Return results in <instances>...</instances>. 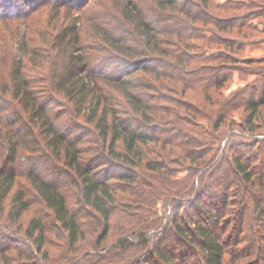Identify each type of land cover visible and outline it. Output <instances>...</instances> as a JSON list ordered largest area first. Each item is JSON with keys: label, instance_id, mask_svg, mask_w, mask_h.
<instances>
[{"label": "trees", "instance_id": "16d2710c", "mask_svg": "<svg viewBox=\"0 0 264 264\" xmlns=\"http://www.w3.org/2000/svg\"><path fill=\"white\" fill-rule=\"evenodd\" d=\"M14 1L18 2V9H13L15 5H4V10L0 11V230H3L0 264H57V261L149 264L155 257L157 264H191L188 258H195L197 264H228V257L234 263L246 259L244 264H250L252 256L258 257L255 253L258 243L253 241L246 251L235 252L218 235V215L212 208L218 205L221 210L227 205L228 217L227 195L231 184L215 197L209 193L213 184L203 190L190 180L201 170H211L208 166L213 161L203 168L197 167L202 165L197 159L206 157L207 153L200 154L202 151L194 148L211 145L210 140L205 139L210 132L199 124L201 118H207L201 117L202 109L195 111L178 101L174 108L164 102L157 105L151 102V95L143 96L142 90H156L151 81H160L163 73L168 79L158 87L160 89L169 88L182 96L188 90L200 89L204 104L216 101L220 104V111H214L218 116L212 121L214 128H219L236 106L233 99L222 101L219 97L222 88L233 78L230 63L234 59L221 55L219 60V57L204 55L197 62L217 60L222 67H200L192 71L195 75L188 77V67L194 61L188 59V54L176 55L164 46L168 43L160 38L157 23L145 16V4L153 6L158 14L179 10L192 23L202 26L196 29L187 24L177 25L174 34L183 40L192 38L234 48L236 40L223 36H232L235 30L242 33L244 29L256 28L251 19L257 20L262 15L253 9H262L264 0L218 5L214 0H80L67 5L57 0H38L29 6L31 0ZM93 2L100 7L93 6ZM21 6L28 8L23 10ZM97 10L114 19L117 27H124L121 35L100 33L104 31L99 26L103 17ZM249 10L252 17L243 15ZM215 12L219 14L216 17ZM226 13H229L227 17H222ZM207 26L218 29L217 34H213L215 37L208 35ZM192 30L198 32L190 33ZM92 33H97L100 44L107 50L102 59L98 58L97 66L88 61L90 57L86 52L91 49L88 41ZM102 35L104 37L100 38ZM188 47L197 49L198 45ZM171 55H175L177 64L167 62L166 58ZM115 62L118 73L111 75L107 71ZM140 72L146 75L141 82L136 79ZM150 74L155 76L151 81L146 79ZM259 87L264 92V82ZM217 90L219 95L215 100ZM253 94L252 91L251 98L241 102L250 113L246 118L248 131L255 129V121L264 107V100H255ZM69 109L73 111L71 116L66 113ZM232 143L230 149L236 155L242 145ZM247 153L250 157L254 155L252 149ZM242 159L235 156L234 169L229 168L228 175L231 173L241 180L243 189L251 190L258 182L255 171L261 169L264 175V161L259 168ZM46 162L50 170L48 176L42 174L46 171L43 168ZM175 162L190 165L186 187L180 190L170 187L171 178L179 171L168 165ZM138 169L146 174L153 172L151 178L164 177L159 178L162 185L154 191L160 192L162 197L170 195L171 198L165 200L175 204V212H170L165 222L151 212V206L145 208V194H136V198H131L132 212L125 210L126 216L122 219L127 225L125 232L112 249L105 250L101 243L109 233L119 199L117 192L123 191L124 186L134 188L144 183L143 179L148 181L145 177L141 179ZM214 175L210 176L217 184L219 179ZM20 178L26 182H20ZM111 180L116 184L110 183ZM68 183L75 187L74 191L68 190ZM180 186L172 183L174 188ZM190 194L194 197L191 209L196 216L191 217L193 222L186 223L179 217L178 209L183 208V204L178 200ZM236 194L239 197L240 192ZM203 199L205 204L201 205ZM33 200L43 209L35 211L24 227L23 220L32 212ZM71 200L79 204L77 208L71 205ZM261 203L260 199L254 202L253 213L263 232L264 205ZM215 209L217 211L218 207ZM83 216L85 221H82ZM47 217L52 218L50 223L46 222ZM91 222L102 227L98 245L95 251L77 257L73 253L81 250L80 243L86 239L83 228ZM52 228H60L65 233L68 248L60 247L61 251L69 252L65 258L52 260L44 250ZM230 234L238 246L251 242L241 234L236 236L234 230ZM260 237L264 241V235ZM174 238L183 244V250L175 248ZM11 250L17 251L16 257H10ZM140 257L145 259L143 263L139 262Z\"/></svg>", "mask_w": 264, "mask_h": 264}, {"label": "rangeland", "instance_id": "374dc122", "mask_svg": "<svg viewBox=\"0 0 264 264\" xmlns=\"http://www.w3.org/2000/svg\"><path fill=\"white\" fill-rule=\"evenodd\" d=\"M26 1V0H25ZM38 0H31V3L28 4L31 5L33 2H37ZM51 1V0H50ZM58 2L62 4H71L75 2H79L80 0H57ZM83 1V0H81ZM246 2L247 0H214L215 5L223 4L226 2ZM15 1L9 2V0L4 1L0 0V11L4 10V5H9L13 7V9H18L17 3H14ZM188 2V1H187ZM10 3V4H9ZM189 3V2H188ZM95 5V2H93V6ZM144 13L145 16L148 17L150 20L157 23V28L159 29L160 38L164 40V42L168 44H164L172 53L179 55L180 52H184L189 55V60L194 61L193 64H190L188 67L187 74L188 77H192L194 69L200 68V67H206L205 69H213L212 67L217 68L221 65L220 61H212V62H197L200 60H197L198 58H202L204 55H212L216 58L220 57L221 55L230 56L233 58V62L230 63L233 65V71L232 75L233 78L231 81H229L224 88L221 90V96L218 93V90L215 92L214 99L216 100L218 95L222 99V101H229L231 99L233 104L236 105L232 108L230 115L224 122L221 124V126L217 129L214 128L213 122L216 116H218L217 113L220 111L221 107L218 101L215 102V104H204L205 97L203 96V93L198 90H188L185 94V96H182L180 93L176 94L170 91L169 88L160 89L158 87L161 86L164 81H166L165 74L163 73L162 77L159 80H155V82H152L151 79L155 77L154 75H148L151 83L155 85L157 88L154 91H144L143 93L145 97L152 96V103H158L161 105L162 102L167 103L171 107H176L178 105V102L185 103L187 106L193 108L195 111L200 110L201 117H207L201 118V122L199 123L204 129V131L210 132V136H205V139L210 140V146L208 148H194L200 149L202 153H207L202 159L198 158V163H202V165L197 166L198 168H203L204 166H207L212 161L211 165L208 166L211 170H207L204 172V170H201L196 177L190 178L192 179V182L196 185V187H202L203 190L206 189L205 186H209V184H213V187H211V190L209 193L212 194V196H217L218 193L221 192V190L227 186L228 184H231L229 187L227 199H229V215L226 218V211H227V205L224 206L223 209L220 210V206H214L212 208V211H214L218 215V235L222 238V241L229 246L231 250L242 249V252L246 251V249L250 246H252L253 241L254 243H258V245L255 246V253H258V257L252 256L253 260L250 262V264H264V256H262V253L264 251V241H261L259 238L260 235H264V228L263 232L261 228L259 227V224L257 221H255V213H253V207L254 202H256L257 199L262 200V205H264V175L262 174L261 169H257L256 172V180L258 181L257 184L252 188L251 190L243 189L241 183H243L241 180L239 181L236 177H234L231 173L228 175L229 168L234 169L233 163L235 161V156L239 155L242 156L243 162L247 163L249 161L253 162L255 166L257 165L259 167V164L264 161V107L260 110V117L257 118L255 121V129L253 131H248V125L246 123V118L250 115L247 111H245L244 107L241 106V102L245 100V98H251L252 91L255 97V100L260 101L264 100V92L259 87L262 82H264V7L262 9L255 7L253 11H256V13L262 15V17H259L257 20L251 19L252 25L256 28L254 29H244V32L238 33L236 30L233 31L231 34L232 36H223L224 38H233L234 40V48H229L225 46V44H208L204 41L198 40V39H192L188 41L183 40L174 34V29H176L177 25L180 24H187L189 27H196V29H200L197 27H202L199 24L192 23L191 20L188 19L187 16H184L182 12L179 10H168L165 14H158L155 10H153V6H150L149 4H145ZM152 5V4H151ZM183 5V4H182ZM28 6L23 7L24 9H27ZM95 7L99 8L100 5L96 4ZM21 9L22 6L20 7ZM11 9V8H10ZM23 9V10H24ZM97 13L101 14L96 11ZM230 13V12H229ZM226 14H222V17H227ZM249 11H245L243 15L249 14ZM252 14H249V16L252 17ZM103 17V20H100L99 26L100 29L104 31H100L101 34H104L103 32L112 33L114 36L121 35L122 31L124 30V27L122 25H119L117 27L116 21L112 18H109V16H106L105 13L101 14ZM219 14L217 12L214 13V17L218 16ZM187 18V19H186ZM195 25V26H194ZM197 25V26H196ZM208 30V35L212 36L213 34H217L218 29L214 26H207L205 28ZM194 30V29H193ZM191 31L190 33H196L198 31ZM97 33H92L91 37L89 38L88 43L91 46V49H87L86 52L90 59L88 60L92 65H98V58L102 59L106 53L107 50L103 44H100V41L98 40ZM100 34V35H101ZM213 35V36H214ZM219 37H222L221 34L218 35ZM104 35L100 36V38H103ZM215 37V36H214ZM218 39V38H217ZM198 45L197 49L196 47L189 48L188 45ZM202 47V48H201ZM96 57V58H94ZM168 63H176L177 61L175 59V55H171L170 57L166 58ZM196 61V62H195ZM205 65V66H203ZM118 63H114L111 65V67L108 69L107 73L114 75L117 74V68ZM222 67V65L220 66ZM226 68V67H224ZM163 72V71H162ZM226 72V70H225ZM176 73V72H175ZM177 75V73H176ZM144 72H140L136 75V79H139V82L145 77ZM182 85L179 84V90L181 91ZM263 92V93H262ZM260 93V94H259ZM155 99H154V96ZM175 101V103H174ZM69 116L73 115V111L69 109V111L66 112ZM182 113H185V111H182ZM184 120V119H182ZM213 121V122H212ZM232 142L240 143L241 149L236 152V155L233 151H231L230 148H233ZM232 143V144H231ZM243 143V144H241ZM91 145V144H89ZM244 145V146H243ZM226 147V149H225ZM253 151V154L251 157L247 153V150ZM199 157V155H198ZM204 159L207 160L204 162ZM42 162H45L44 160ZM170 162V161H169ZM25 167V166H24ZM168 167L176 169V171H179L176 173V176L174 175L171 178V184L170 187L173 189L180 190L181 188L186 187V182L188 175L190 174V171L188 170L190 165L188 163L185 164V166H182V164L177 165V163H169ZM43 168L46 169L44 173H42L45 176H48L50 174V170L48 167V163H43ZM260 168V167H259ZM192 169V168H190ZM139 172L142 174L141 179L145 177L148 181L146 182L144 179L142 182L144 183H138L134 186V188H129L127 186H124L123 191H118L117 196L119 199L117 200V207L116 210L113 212V215L110 220V229L109 233L107 235V238L101 243V247L106 249H112L111 247L117 243V241L122 237L123 233L125 232V228L127 225H124L122 219L126 216L125 210H131L130 209V203L131 198H136V194L141 193L145 194L144 199H146L145 208L148 209L149 207L151 212L154 214H158V217L163 219L165 222L168 221V216L175 212V204L167 203L165 199L170 197H163L161 196L160 192L156 193L154 190H157V187L161 186L162 183L159 182V178L150 177L151 174H146L144 171L138 169ZM192 172V171H191ZM211 172V173H210ZM212 173H214L215 177L219 179V183L214 184V179L212 176H210ZM209 174V175H207ZM227 175V176H226ZM225 177V178H223ZM227 178V179H226ZM169 180V179H168ZM20 182L25 183L26 181L23 178L19 179ZM152 181V182H151ZM191 182V183H192ZM110 183L116 184L115 180H111ZM154 183V184H153ZM160 183V184H159ZM172 183L181 185L180 187L174 188L172 187ZM165 185L168 184L165 182ZM69 191H74L75 187L72 186L71 183H68ZM212 186V185H211ZM169 189V188H167ZM136 192H135V191ZM162 191V190H161ZM200 192L202 194L205 193V191H202L200 189ZM240 194L237 197L236 193ZM250 192V193H249ZM155 194V195H154ZM214 194V195H213ZM254 197H253V196ZM193 196L188 195L183 198H180L178 202L183 204V208H179V217L186 220V223L189 221L193 222L194 219L191 217L196 216L194 213L195 211L191 209V201L194 200ZM191 198V199H190ZM206 199V198H205ZM205 199L201 201V205L205 204ZM218 199V197L216 198ZM219 200V199H218ZM33 206H32V212L26 215L23 224L24 227L27 226L28 220L33 217V213L35 211H41L43 208H41L40 204L36 203L34 200ZM71 205L74 206V208H77L79 204H77L75 201L71 200ZM216 205V204H215ZM221 205V204H220ZM246 206V207H245ZM182 207V206H181ZM215 207H218V210L216 211ZM186 209V210H185ZM189 210V213H186L185 211ZM132 212V210H131ZM171 212V213H170ZM194 214V215H193ZM203 214V213H202ZM85 216L82 217V221H85ZM153 217V215H152ZM46 222L50 223L52 218L47 217ZM47 223V224H48ZM90 223V222H88ZM3 224V223H2ZM7 224V223H6ZM193 224V223H192ZM49 225V224H48ZM7 226V225H5ZM210 226H212L210 224ZM9 228V227H7ZM84 231L86 233V239L80 243V251L74 252L73 254L75 256H80L82 254L87 253L88 251H95L96 246L98 245L97 239L99 237V233L103 232L102 227L98 226V224L91 222V224H87L84 226ZM234 230L236 236L239 237V235H242V238H250L251 242L244 243L242 242L241 245H237L236 240H232L233 236L230 234V231ZM3 232V230H0V234ZM231 238V239H230ZM230 239V240H229ZM174 246L176 249L183 250L184 246L181 244V242H178L176 238H174ZM48 241L49 244L44 248L45 251H48V254L51 256L52 260L55 259H61L65 258V255L69 254L68 251L63 252L61 251V248H68L67 246V240L65 233H63L60 228H52V230L48 234ZM3 244L0 242V246ZM258 249H257V248ZM20 248H22L20 246ZM25 249V247H23ZM254 249V248H253ZM150 251L152 250V247L149 248ZM11 252L10 257H16L17 251ZM71 253V252H70ZM40 255H43V253H40ZM71 255V254H70ZM139 256V255H138ZM188 256V255H187ZM236 257V255H235ZM150 258V257H149ZM25 259V258H24ZM144 258L140 257L139 262L143 263ZM149 264H157L156 257L151 259ZM41 262V260H39ZM64 261V260H63ZM66 261V260H65ZM188 261L192 264H197L195 258H188ZM25 262H29L28 259H25ZM247 260L244 259L240 262H232L230 257H228V264H244ZM69 263V262H68ZM249 263V262H248ZM57 264H67V262L57 261Z\"/></svg>", "mask_w": 264, "mask_h": 264}]
</instances>
